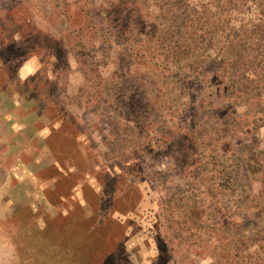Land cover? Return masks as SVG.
<instances>
[{"label":"rangeland","instance_id":"1","mask_svg":"<svg viewBox=\"0 0 264 264\" xmlns=\"http://www.w3.org/2000/svg\"><path fill=\"white\" fill-rule=\"evenodd\" d=\"M0 264H264V0H0Z\"/></svg>","mask_w":264,"mask_h":264},{"label":"crops","instance_id":"2","mask_svg":"<svg viewBox=\"0 0 264 264\" xmlns=\"http://www.w3.org/2000/svg\"><path fill=\"white\" fill-rule=\"evenodd\" d=\"M96 190H97V189H96ZM101 196H103V194H101ZM102 198H103V197H102ZM83 201H84V200H81V203H82V204H85Z\"/></svg>","mask_w":264,"mask_h":264}]
</instances>
